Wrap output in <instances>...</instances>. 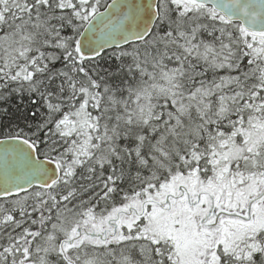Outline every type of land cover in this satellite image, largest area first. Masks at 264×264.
Returning a JSON list of instances; mask_svg holds the SVG:
<instances>
[{"label": "snow or ice", "instance_id": "snow-or-ice-1", "mask_svg": "<svg viewBox=\"0 0 264 264\" xmlns=\"http://www.w3.org/2000/svg\"><path fill=\"white\" fill-rule=\"evenodd\" d=\"M14 96L0 264H264V0H0Z\"/></svg>", "mask_w": 264, "mask_h": 264}, {"label": "trees", "instance_id": "trees-1", "mask_svg": "<svg viewBox=\"0 0 264 264\" xmlns=\"http://www.w3.org/2000/svg\"><path fill=\"white\" fill-rule=\"evenodd\" d=\"M111 54L112 51L106 52L107 59L101 61L102 67H110L113 65L114 61L111 58ZM29 106V101L27 99L21 104L20 100L15 96L8 101L6 105L8 113L0 116V139L5 138L3 133H6L10 128L14 129L16 124H19L21 127L24 126L23 120L19 117L22 112L26 113Z\"/></svg>", "mask_w": 264, "mask_h": 264}, {"label": "water", "instance_id": "water-1", "mask_svg": "<svg viewBox=\"0 0 264 264\" xmlns=\"http://www.w3.org/2000/svg\"><path fill=\"white\" fill-rule=\"evenodd\" d=\"M109 50H112V49H108L107 51H109Z\"/></svg>", "mask_w": 264, "mask_h": 264}]
</instances>
